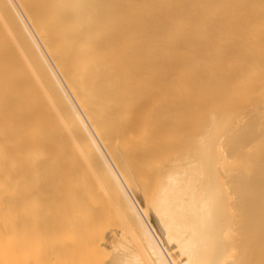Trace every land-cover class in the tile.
Returning a JSON list of instances; mask_svg holds the SVG:
<instances>
[{"label":"bare ground","instance_id":"1","mask_svg":"<svg viewBox=\"0 0 264 264\" xmlns=\"http://www.w3.org/2000/svg\"><path fill=\"white\" fill-rule=\"evenodd\" d=\"M0 264H264V0H0Z\"/></svg>","mask_w":264,"mask_h":264}]
</instances>
